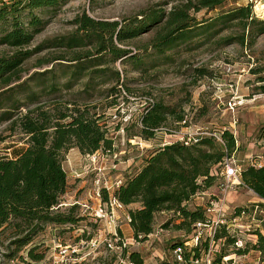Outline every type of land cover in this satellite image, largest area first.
Returning a JSON list of instances; mask_svg holds the SVG:
<instances>
[{
    "label": "rangeland",
    "instance_id": "1",
    "mask_svg": "<svg viewBox=\"0 0 264 264\" xmlns=\"http://www.w3.org/2000/svg\"><path fill=\"white\" fill-rule=\"evenodd\" d=\"M190 1L194 0H69L52 7L35 8L32 13L46 22L28 48L41 43L46 45L45 40L58 36L72 35L77 29L74 19L83 12L96 19L114 20L125 25L136 22V16L139 18L150 9L167 13ZM260 3L264 0H224L213 8L190 9V16L196 21H205L204 24L196 26L190 37L164 51L155 47L169 29L164 21L124 41L113 38L118 47L131 50L129 54L138 57L135 59H114L110 50L100 54L98 43L93 39H85L83 44L74 46H44L23 62L18 81L9 86L0 85V104L9 109L19 105L13 110L8 109L12 111L10 120L2 119L7 107L0 108V157H13L25 146L26 136L19 128L17 118L37 105L55 104L65 108V104L71 106L72 102L94 103L102 117L100 122L112 139L111 150L82 153L78 148L70 147L65 151L62 164L68 185L60 208L64 210L76 204V216L82 218L73 223L46 225L14 259L6 257L13 246L3 239L0 241V264H119V255L124 251L137 252L142 264L173 261L172 244L182 242L186 246L185 242L191 239L194 230V225L187 230L189 222L183 229L178 228L181 218L173 210L158 212L152 234L138 239L133 236L128 223L127 206L115 208L113 224H109L105 218L94 215L91 209H82L77 202L96 206L99 202L94 193L96 187L107 186L112 195L116 182L123 181L126 174L138 169L142 157L155 143L177 141L179 135L170 134L165 127L182 132L203 129L220 134L229 130L235 138V148L229 154L234 153L242 169L251 164L252 159L264 162L260 157L264 152V32L257 34L254 40L246 38L245 43L228 42L224 40L226 36L240 34L241 29L211 20L225 9L240 4H250L254 16L264 19L263 12L258 9ZM28 13L27 10L23 12L24 21L30 18ZM10 52L9 46L0 45V54ZM81 55L89 61L88 67L69 84L77 61L72 59ZM99 55H102V64L93 60ZM59 56L62 58L55 59ZM100 68L102 71L91 72ZM115 69L120 72V84H117ZM51 83L57 88H51ZM8 87L15 89L5 90ZM156 101L171 105L184 118L177 121L170 116L151 139L134 135L141 125V114ZM222 140L225 143L223 137ZM221 170L222 161L212 168V175H215L212 185L191 197L186 205L188 208L203 206L214 196L222 179ZM98 174L104 183L100 181L97 185L95 177ZM251 190L246 185H234L231 198L228 196L230 205H246L249 199L255 198ZM136 206L139 203L130 204V207ZM208 228H204V237H207ZM115 232L117 239L126 241L124 248H119L116 242L112 247L108 246ZM253 232L246 231L245 237L249 238L245 246L247 251L236 256L242 264H264V252L254 247L260 233L255 236ZM234 247L233 242L228 243L224 238L216 245L219 250L216 255L223 250L232 254ZM38 255L40 258L35 260L34 256Z\"/></svg>",
    "mask_w": 264,
    "mask_h": 264
},
{
    "label": "trees",
    "instance_id": "2",
    "mask_svg": "<svg viewBox=\"0 0 264 264\" xmlns=\"http://www.w3.org/2000/svg\"><path fill=\"white\" fill-rule=\"evenodd\" d=\"M67 1L69 0L0 1V45L11 48L10 53L0 54V85L9 86L18 81L23 62L44 46H74L83 44L85 39H93L98 43L97 52L100 54L110 50L114 59L138 58L129 54L131 50L118 47L113 38L124 41L149 30L151 25L161 21H164L169 29L161 35L155 47L158 51H164L181 39L190 37L196 26L204 24L205 21H196L190 16V9L213 8L224 2L194 0L184 7L172 8L167 13L150 9L141 13V17L136 16V22L125 25L114 20L96 19L83 12L74 19L77 29L72 35L58 36L56 39L45 40L46 45L41 43L34 48H28L34 35L46 22L36 17L32 10L43 6L52 7ZM26 10L30 18L24 21L22 14ZM211 20L241 29L240 34L226 36L224 40L228 42L245 43L246 38L254 40L257 34L264 32V19L254 16L250 4L225 9ZM101 56H96L93 60L102 64ZM59 58L62 57H55ZM85 58L81 55L72 59L77 61L68 80L69 84L85 72L89 62ZM92 71L102 70L100 68ZM115 74L117 84H120V72L117 69ZM50 87L57 88L55 83H51ZM12 89L15 88L8 87L5 90ZM71 104H65V108L50 104L27 109L17 118V124L26 136L25 146L13 157H0V241L5 239L9 246H13V250L6 253L9 259H14L19 250L31 243L46 225L73 223L82 218L76 216V204L64 210L58 206L68 185L67 173L62 164L65 151L70 147L79 148L82 153L112 149V139L100 122L102 117L95 110L96 104ZM4 107H7V110L2 113V119L10 120L12 111L9 110L18 108L19 105L9 109L8 106L0 104V108ZM170 116H174L177 121L184 118V115H179L174 107L163 101L151 102L141 114V125L134 135H141L145 139L153 138L156 130L165 125ZM221 135L224 144L212 135H203L192 144L172 141L155 145L142 157L138 169L126 174L124 180L114 187L113 195L125 206L139 203V206L128 207V223L135 238H147L146 236L153 232L155 217L160 211L173 210L181 218L177 227L183 229L185 223L189 222L188 231L189 226L205 218L204 206L190 209L186 205L191 197L212 185L215 175H212L211 171L216 163L223 161L226 153L224 148L228 154L235 148L232 132L225 130ZM240 174L242 184L252 189L259 197H264V163L260 166L248 164ZM101 193L103 199L108 198L109 193L104 188ZM252 207V203L237 205L233 214ZM216 237H226L228 243H232L234 239L225 228H221ZM177 245L183 243L174 242L172 247ZM254 247L264 252V234H259ZM233 250L239 253L247 251L246 248L235 247ZM192 251L198 255L199 246H192ZM27 253L33 257L30 250H27ZM227 254L229 253L223 250L216 257L214 264H220V256ZM131 257L137 264L143 263L137 252L132 251ZM39 258V255L34 256L35 260Z\"/></svg>",
    "mask_w": 264,
    "mask_h": 264
},
{
    "label": "built area",
    "instance_id": "3",
    "mask_svg": "<svg viewBox=\"0 0 264 264\" xmlns=\"http://www.w3.org/2000/svg\"><path fill=\"white\" fill-rule=\"evenodd\" d=\"M0 1L8 2L9 0ZM147 99L152 101L150 98ZM164 130L168 131L170 134L175 133L179 135L176 140L184 144H192L197 142L198 139L203 135H212L218 142L224 144L221 134L218 131H213L211 133L207 130L198 129L197 131L182 132L166 127ZM168 142L164 144H168ZM233 154L234 153L232 152L231 154H228L226 151L225 156L223 157L222 170L220 173L222 174V179L218 183V191L213 197L208 199L206 204H203L206 213L205 218L194 223V230L192 232L193 234L191 235V239L189 238V240L187 239L185 242L187 243L186 246L183 244L172 247L174 258L169 264H214V261L217 257L216 254L219 251L218 248H216V245L220 240L226 238L216 237V233L219 232L221 228H225L226 232L234 237L233 245L235 248L242 249L245 248L247 240L249 239L245 237L246 231H254L253 234L255 236H258L256 232L264 234V197H261L260 202H249L253 204V207L251 209H242L237 214H233L235 206L231 207L228 205V196L233 186L242 184L240 174L242 168L237 159L234 158ZM260 157L262 158L261 155ZM263 163L260 159L251 160V164L254 166H260ZM98 170H100V168H98ZM101 177V174H98V176L95 177V182L97 185L100 183V181H102ZM120 182L121 181L118 180L115 186H118ZM102 183H104V180ZM105 187L104 189L109 192L108 187ZM102 189L103 188L100 189L98 186L94 190L95 196L99 200L96 206L92 207L87 202H77V204L80 205L82 209H91L94 215L100 218H105L107 223L111 224L114 221V209L121 208L124 204L116 196L113 194L111 195L110 193L107 199H102ZM61 204L62 203H60L58 206H61ZM243 220H245V222H240ZM205 227H209L206 234L207 237L202 235ZM112 237L114 239L110 238L108 241L109 247H112V243L115 244V242L119 248H124L126 246V241L116 238V232L112 234ZM187 245H189L188 250H186ZM192 246H199L200 253L198 255L193 253ZM242 255H244V253H239L237 251H233L232 254L221 255L220 264H242L241 261L236 260V256L239 257ZM119 264L137 263L132 259L130 253L124 251L122 255H119Z\"/></svg>",
    "mask_w": 264,
    "mask_h": 264
},
{
    "label": "crops",
    "instance_id": "4",
    "mask_svg": "<svg viewBox=\"0 0 264 264\" xmlns=\"http://www.w3.org/2000/svg\"><path fill=\"white\" fill-rule=\"evenodd\" d=\"M158 144H160V143H158ZM157 143H155L154 144V146L155 145H158ZM79 149V148H78ZM81 152V151H80ZM238 185H240V184H238ZM242 185H244V184H242ZM245 186V185H244ZM252 191V190H251ZM231 192V191H230ZM254 193V195H255V198H253V199H249L248 200V202L247 203H249V202H260L261 201V197H259L255 192H253ZM230 195V198H231V194H229ZM228 205L229 206H231V207H234V206H237V205H230V203H229V199H228ZM127 207H130V205H127Z\"/></svg>",
    "mask_w": 264,
    "mask_h": 264
},
{
    "label": "bare ground",
    "instance_id": "5",
    "mask_svg": "<svg viewBox=\"0 0 264 264\" xmlns=\"http://www.w3.org/2000/svg\"><path fill=\"white\" fill-rule=\"evenodd\" d=\"M258 9L261 11V12H263V14H264V3H260L259 5H258ZM258 10V11H259Z\"/></svg>",
    "mask_w": 264,
    "mask_h": 264
}]
</instances>
